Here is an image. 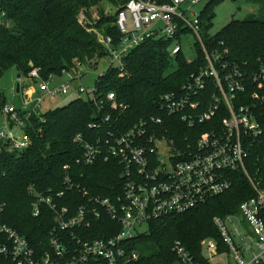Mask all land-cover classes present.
<instances>
[{"label": "built area", "instance_id": "2783aa9c", "mask_svg": "<svg viewBox=\"0 0 264 264\" xmlns=\"http://www.w3.org/2000/svg\"><path fill=\"white\" fill-rule=\"evenodd\" d=\"M198 1L130 0L113 14L112 26L119 32L117 39L94 32L106 49L105 69L112 68L123 76L124 58L139 44L149 39L168 40L169 57L173 59L182 51L181 34L191 31L201 47L205 64L189 73L178 89L160 94L156 105L190 129L200 125L202 132L197 136L190 132L185 137L179 134L172 137L162 118L155 115L140 118L123 131L111 122L110 114L101 117L99 124L90 123V128L103 125L106 133L93 140L76 134L73 141L81 147V154L74 163L88 165L98 158L119 162L123 178L121 192L110 197L89 195L83 189L87 200L71 212L56 201L62 197L63 190L55 191L53 196L34 193L31 213L38 216L41 204L53 212L49 248L37 254L24 235L0 224V235L7 241L0 244V255L10 257L16 264H89L92 260L127 264L137 259L136 251L128 249L127 241L143 231L142 224L200 206L231 187L232 173L245 172L249 146L262 132L255 104L250 102L260 95L256 90L247 93V89L253 84L257 89L262 88L264 64L259 71L249 73L227 60V48L209 49L203 41L199 15L191 12ZM186 13H190L192 20ZM5 14L0 0V25L6 20ZM77 17L79 24L86 23H83L86 17L83 11ZM77 66L74 71L62 70L61 74L68 79L60 85H52L57 75L43 79L35 68L28 74L38 83L35 91L21 81L18 90L16 85L12 86V95L20 96L22 101L19 107L8 102L3 105L0 151H21L29 145L30 139L24 131L27 119L39 109L44 98L68 93L71 80L80 79L85 73L83 66ZM210 87L214 91L209 93ZM94 91L95 88L89 91V96L99 109L105 101L112 110L125 108L116 101L113 92L105 93L104 100L94 95ZM84 92L87 93L85 86H79L77 97ZM63 170L65 189H80L70 175L69 165H64ZM250 183L254 195L240 202L237 212L212 218L226 248L218 251L215 240L203 239V255L210 264H264V185ZM104 216L116 223L119 231L112 236L86 238L92 222ZM172 249L181 264H199L181 242L175 241Z\"/></svg>", "mask_w": 264, "mask_h": 264}, {"label": "trees", "instance_id": "16d2710c", "mask_svg": "<svg viewBox=\"0 0 264 264\" xmlns=\"http://www.w3.org/2000/svg\"><path fill=\"white\" fill-rule=\"evenodd\" d=\"M128 1L1 0L6 20L0 25V77L11 68L23 76L38 68L40 77L46 79L51 74L61 75L62 70L74 71L77 65L96 67L104 59L106 49L96 33L87 28H96L98 32L117 39L119 32L112 26L114 13L104 15L103 3L116 12ZM212 3L208 2L199 14L204 43L209 49L227 48V60L249 73L259 71L264 64V3L258 15L251 14L241 20L232 18L211 36L207 31L212 26ZM92 8L99 16L97 24L94 27L89 22L79 24L78 13L83 9L90 16ZM195 46L197 57L187 62L182 51L173 59L169 57L168 40L149 39L124 58L125 75L119 76L112 68L103 70L94 79V95L106 100L105 93L113 92L116 101L125 108L112 110L105 101L99 109L87 92L85 98L76 97L66 105L31 113L24 127L29 145L21 151H0V224L24 235L29 245L40 254L49 248V233L54 221L53 212L44 204L40 205L38 216L31 213L34 193L53 196L55 191L63 190L62 197L56 201L58 206H66L71 212L87 200L84 190L89 195L110 197L121 192L123 178L120 177L122 167L119 162L98 158L88 165L74 163L81 154V147L73 141L74 136L79 133L93 140L95 136L105 134L107 129L103 125L99 128L88 125L99 124L101 117L107 114L121 131L140 118L155 115L162 118L172 137L177 134L185 137L190 132L197 136L202 132L200 125L190 129L178 117L164 114L156 105L160 94L178 89L189 73L205 64L197 41ZM173 63L175 67L170 69ZM250 90H256L260 95L250 102L255 104L262 132L249 146L245 172L232 173L231 187L200 206L149 221L145 230L127 241L128 249L137 253V259L127 264H173L178 260L172 249L175 241L181 242L199 264H210L203 255V239L215 240L218 251L226 248L212 218L237 212L239 203L254 195L251 181L264 185V84L261 89H257L256 84L249 85L247 93ZM208 91L214 89L210 87ZM6 102L1 91L0 113ZM64 165H69L70 175L80 189H65L62 183ZM87 231L86 238L112 236L119 231V226L104 216L92 222ZM1 243H7L3 235H0ZM0 264L16 263L10 257L0 255ZM89 264L106 262L92 260Z\"/></svg>", "mask_w": 264, "mask_h": 264}, {"label": "rangeland", "instance_id": "374dc122", "mask_svg": "<svg viewBox=\"0 0 264 264\" xmlns=\"http://www.w3.org/2000/svg\"><path fill=\"white\" fill-rule=\"evenodd\" d=\"M262 1L264 3V0H200L195 5L192 6L191 12L196 13L197 15L200 14V11L203 10V8L206 6L208 2L212 3V13L213 16L210 20L212 23V26L208 28L209 30L207 33L212 36V34L216 33L220 30L222 26L228 23L230 19H244V17L248 15H258L260 13L259 9L260 6L263 5ZM260 3V4H259ZM105 7V14H113L114 9L111 8L110 5L107 3H103ZM95 9L92 8L89 10L90 16L87 15V10H81L84 13V19L83 23L89 22L90 26H95L98 22L99 16H97ZM188 18L192 20V16L190 13H186ZM89 31H95L98 32L96 28H89ZM197 39H195L193 33L191 31L183 32L179 38L180 46L182 48V54L186 60L192 61L196 59L197 57V46H195ZM96 67H84V74L83 77L80 79L71 80V87L68 90V93L60 96H55L52 98H44L41 105L39 106V110L41 112H45L49 109H52L56 106H63L68 104L69 101L75 99L78 96V87L79 86H85L86 91L89 92L93 90L94 88V79L102 73V71L106 67V60L101 59L99 63L96 64ZM174 69L175 64L172 65ZM18 73L15 68H11L7 71H5L2 76L0 77V92H4L5 98L8 103L17 105L21 104L22 99L17 96H13L11 93V88L13 85H16L17 83H22L25 86H28L29 88H33L34 91L38 87V83H34L32 79L28 76L20 75L19 78H17ZM68 78L65 75H57L52 80V85H60L64 83ZM35 96V93L30 97L31 100H33ZM87 96V93L84 92L81 94L82 98H85ZM17 132V131H16ZM19 133V132H17ZM141 229L145 230L146 225H141ZM173 264H181L178 260H176Z\"/></svg>", "mask_w": 264, "mask_h": 264}, {"label": "water", "instance_id": "95a60500", "mask_svg": "<svg viewBox=\"0 0 264 264\" xmlns=\"http://www.w3.org/2000/svg\"><path fill=\"white\" fill-rule=\"evenodd\" d=\"M19 76H20V74L17 77L19 78ZM16 87H17V90H18L19 89V83H17Z\"/></svg>", "mask_w": 264, "mask_h": 264}, {"label": "crops", "instance_id": "0c3cea01", "mask_svg": "<svg viewBox=\"0 0 264 264\" xmlns=\"http://www.w3.org/2000/svg\"><path fill=\"white\" fill-rule=\"evenodd\" d=\"M18 78V77H17ZM21 83H22V81H21ZM17 85V84H16ZM31 89H33V88H31ZM34 90V89H33Z\"/></svg>", "mask_w": 264, "mask_h": 264}]
</instances>
